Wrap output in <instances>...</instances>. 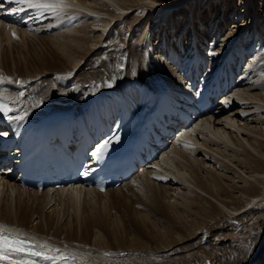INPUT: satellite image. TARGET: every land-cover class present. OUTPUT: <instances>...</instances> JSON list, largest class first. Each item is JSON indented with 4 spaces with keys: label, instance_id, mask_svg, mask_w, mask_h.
Segmentation results:
<instances>
[{
    "label": "bare ground",
    "instance_id": "bare-ground-1",
    "mask_svg": "<svg viewBox=\"0 0 264 264\" xmlns=\"http://www.w3.org/2000/svg\"><path fill=\"white\" fill-rule=\"evenodd\" d=\"M203 1L63 0L65 7L59 15L45 13L28 27H14L12 24L7 25L0 21V78H7L0 83V93L18 97L22 90L20 83L35 84L36 79L44 77L50 71L53 73L49 75H54L53 85L60 88L68 78L67 72L64 71L71 69V75L75 76L82 61L85 62L86 57L95 54L107 43L104 35L107 33L108 37L111 33L110 27L113 21L118 23L124 16L126 18L128 12L139 10L142 14H146L141 17L137 13V17L131 19L135 21L134 25H129L128 29L135 32L137 27L146 23L142 37L134 40L133 36L130 39L122 38L119 52L122 51L120 59L127 56L124 64H117L120 61L119 54L113 60L112 52L118 47L114 38L113 50L108 54L105 62H102L101 70L93 67L81 81L73 80V76L69 77L68 86L72 87L62 89L61 100H50L53 87L48 85L51 89L46 90L47 84L42 86L43 81L41 85L36 84V87H33V84L31 89H26L25 94L29 91L35 92V97H30L27 101L30 104L26 109L30 113L46 110L53 105L56 107L57 104H71L77 106L75 110H84V105L100 93L111 99H115L116 95L120 94L116 102H122L124 107L134 105L128 110L129 113L150 107L153 103L148 97H154L155 88L160 84L149 72L148 59L152 61L149 65L154 67L158 78L166 79L163 83L167 85L162 87L166 88L171 100L176 95L185 97L183 94H177L178 90L194 97L190 88L183 84L184 79H182L189 71H196L198 75L200 73L199 76H204V81L206 76L209 79L215 77L218 69L219 72L225 71V67L230 69L222 74L223 80L219 84L220 88H227V99L223 101L220 110H217V114L210 113L211 120L204 122L196 132L185 136L181 145L171 147L170 153L158 164L157 169L148 170L147 173L136 176L117 189L106 192L77 188L42 192L26 190L14 181L0 177V224L36 237L40 243H47L75 255L76 264H264V195H262L264 193V65L259 66L264 59L262 52L264 47L257 49L259 41L256 35L260 36L262 31L259 27L261 19L257 1L230 0L231 7L227 13H224L222 9L225 0H218L217 3L215 0H207L206 3H213V5L209 4L210 9L206 8L208 21L203 13L205 8L202 6ZM171 2L173 3L169 4ZM176 3L182 4L180 9L178 6H173ZM183 3H187V7H183ZM212 8L218 13L216 18L221 24L218 38L223 37L218 41L222 44H218L217 39L209 40L211 33H207V29L212 32L215 27L214 23L208 28L212 18ZM231 19L235 20L227 24ZM253 20L256 21L251 24ZM177 23H180L178 34L177 30H174ZM47 26H51V30L55 28L52 33L46 30ZM249 28L255 29V39L254 35L251 36L246 40L248 46L240 48L247 38L244 33ZM167 29H169L168 35L167 31L164 32ZM227 29L228 33L225 36ZM13 32L16 34L15 37ZM41 32L47 33L41 35ZM169 36L172 37L168 41ZM174 36L176 37L173 40ZM144 38L149 49L147 48L142 54L140 51ZM255 40L257 42L253 44ZM238 43H240L239 47ZM43 45L47 48L50 59L46 57L42 59L44 54L40 52V46ZM181 45L184 49L182 52ZM236 46L238 48L235 51ZM170 51L173 53L169 54ZM238 53L237 61L232 62ZM247 53H251L249 57L247 56L249 63L242 68L243 64L240 63ZM176 58H179V61H176ZM201 60L208 62L204 69ZM121 66H133V68L128 71L125 67L124 80L113 87H108V84L114 81V72L117 73ZM102 74L105 79L107 78L106 85L101 80ZM233 77H235L234 81ZM95 81L100 83L91 90L79 87L80 82L83 84L92 82L93 86ZM137 81L141 83L138 84ZM125 82L132 85L127 86ZM143 84L150 88H146ZM13 85L15 87H12ZM109 88L115 89V94ZM106 89L109 90L105 91ZM78 90L83 92L77 96L78 101L75 104L70 97H67L73 92L75 95ZM19 99L22 100L21 97ZM36 100H42V104L31 107ZM18 104H21V101ZM112 104L108 100L101 109L97 108L96 115L100 121L105 122L104 118L107 115L109 119L118 115V112L110 108ZM163 182L171 183V186L176 185L177 188L163 186ZM129 186L133 192L134 189L150 192L148 199L151 202L150 207H153L151 212L154 211L162 220L161 223H154L152 226L153 234H156L157 239L162 242L159 248L161 256L153 255L149 259L140 256L123 259L111 251L112 245L104 242L105 234H112L114 240L119 242L118 236L123 234V221L118 218L109 223L107 215L101 212L91 213L88 203L108 195L115 197L117 195L115 193ZM44 197L48 201L53 197L64 198L70 207L65 208L63 214L55 219L52 215H48V212L44 213L45 206L42 205ZM161 197L164 198L160 200ZM31 198L39 204L34 206L30 203ZM167 198L170 204L165 202ZM249 202H253L251 207L241 212L242 218H239L240 214L237 212L239 207H247ZM192 210L194 211L191 212ZM195 211L205 213L208 220L196 221ZM231 214L234 215L237 223L236 229L226 224L220 226L221 222H224L222 219L227 220L226 217ZM146 218L147 215L141 216L143 224H146ZM133 225H136L135 221ZM227 226L230 232L221 234L219 238L228 242V245L220 242L223 245L217 243L211 246L206 244L205 247L198 246L197 249L191 247L197 235L200 236L202 233V238L211 239L212 233L223 231ZM126 232V235L128 233L132 235L129 230ZM179 236L187 240L182 242V246L186 247L178 252L172 249L165 250L181 240ZM130 239L135 237L131 236ZM249 241L255 245L250 255L241 247ZM200 242L204 241L201 239ZM189 243L192 244L188 245ZM103 246L104 248H101ZM121 248L127 247H123V244L118 245V249ZM186 248L188 250H185ZM158 258L161 260H156Z\"/></svg>",
    "mask_w": 264,
    "mask_h": 264
},
{
    "label": "rangeland",
    "instance_id": "rangeland-1",
    "mask_svg": "<svg viewBox=\"0 0 264 264\" xmlns=\"http://www.w3.org/2000/svg\"><path fill=\"white\" fill-rule=\"evenodd\" d=\"M216 1V3H217V1L218 0H215ZM230 0H225V5H224V7H223V9H222V11L224 12V13H227V11H229L228 9L231 7V3L229 2ZM239 1V0H238ZM257 2H256V4H257V6H258V11H259V14H260V19H261V24L259 25V27L261 28V35L259 36V35H256V38L258 39V41H259V44L257 45V49H259L260 47L262 48V47H264V42H262V41H264V0H256ZM205 2V3H204ZM207 2V0H204L203 2H202V6L203 7H205L204 8V16H205V18L207 19V21H208V13H205L206 12V8L208 9H210V5L209 4H211V5H213V3L212 2H210V3H206ZM173 2H171V3H169V4H172ZM186 4L187 3H183V7L184 6H186ZM173 6H178V8L180 9V7L182 6V4H179V3H176L175 5H173ZM223 6V5H222ZM256 6V7H257ZM187 7V6H186ZM138 13V16H146V14H142V12H140L139 10L138 11H133L132 13H127L126 15V18H125V16L123 17V18H121L120 19V21L118 22V23H114V21H113V24H111V33L109 34V36L107 37V33L104 35V38L107 40L106 42L107 43H105L101 48H99L98 49V51L95 53V54H91V55H89L88 57H86L87 58V60L84 62V61H82V63H81V65H80V67L78 68V70H76V74H75V76H74V74L73 75H71V69H68L67 71H64V73L65 72H67V77H72V79L73 80H77V81H81L84 77H85V75H86V73L88 72V71H90V69H92L93 67H97V70H101V64H102V62H105L104 60L107 58V56H108V54H111V51L113 50L112 48H113V44H112V42H114V38H116V40H115V42H117L118 43V47H117V49L115 50V51H113L112 52V54H113V60L116 58V56L119 54V59L121 58V55H122V51H121V53L119 52L120 51V47H121V45H122V41H123V39L122 38H128V39H130V37L131 36H133V40L135 39V38H141L142 37V35H143V32H144V30L146 29V23H144V24H142L141 26H139V27H137L136 29H135V32H133V31H128V29H129V25L130 26H132V25H134V23H135V21H133V20H131V19H133V18H136L137 17V14ZM223 13V14H224ZM148 15V14H147ZM218 15V13H217V11H216V9H213L212 8V18H210V20H211V22L209 23V22H206V23H209L208 24V28L210 27V26H212L214 23H215V27L212 29V32H210V30L209 29H207V33L209 34V33H211L210 35H209V40H210V38H213L214 40H216L217 41V43L218 44H222L221 42L219 43V41L218 40H222L223 39V37H221V38H218V37H220L219 36V26H221V24L219 23V20L216 18V16ZM224 16H225V18H226V15L224 14ZM223 17V16H222ZM202 18H204V17H202ZM214 18H216V19H214ZM209 20V21H210ZM212 20H215V21H212ZM235 19H231L229 22H227V24L229 23V24H231V22L232 21H234ZM133 21V22H132ZM256 20H253V22L251 23V24H253L254 22H255ZM131 22H132V24H131ZM181 23V22H180ZM180 23H177V27L174 29V30H177V34H178V32H179V24ZM197 23V22H196ZM212 24V25H211ZM228 29L230 28V25L227 27ZM55 28H53L51 31H49L50 33H52L53 32V30H54ZM127 29V30H126ZM215 29V30H214ZM228 29H227V32L224 34L225 36L227 35V33H228ZM123 30V31H122ZM216 30H217V34H215L216 33ZM120 31H122V32H120ZM166 31H167V35H168V32H169V29H167V30H165L164 32L166 33ZM246 31V30H245ZM119 32L121 33V35L119 36ZM172 32H174V31H172ZM46 33L47 32H44V34L46 35ZM50 33H48L49 35H50ZM131 34V35H130ZM213 34V35H212ZM42 35V34H41ZM244 35L247 37V38H245V41L241 44V47L240 48H246L247 46H248V43H246V40H248V39H250L251 38V36H253L254 35V39H255V29L254 28H252V29H247V31H246V33H244ZM119 36V37H118ZM212 36H214V37H212ZM216 36V37H215ZM172 36H169V39H168V41L170 40V38H171ZM176 36H174L173 37V40H174V38H175ZM119 38V39H118ZM261 38V39H260ZM263 39V40H262ZM261 40V41H260ZM120 41V42H119ZM167 40L165 41L166 43L168 42ZM213 41V40H212ZM211 41V42H212ZM216 41H214L215 43H216ZM213 42V43H214ZM257 41L255 40V42L253 43V44H255ZM262 42V43H261ZM39 44H41V42H39ZM209 44V43H208ZM211 45V44H210ZM239 45H240V43H238V47H239ZM262 45V46H261ZM235 47V51H236V49L238 48V47ZM246 46V47H245ZM40 52H42V54H44L43 56H42V59L43 58H47V59H50L49 58V56H50V54H49V52H48V50H47V48L46 47H44V45L41 47L40 46ZM129 48V47H128ZM148 47H146V44H145V38H144V40H143V45H142V48H141V51L140 52H142V54H144L145 53V51H146V49H147ZM149 49V48H148ZM257 49H256V53H257ZM234 51V52H235ZM262 52H264V50L262 51ZM251 53H247V55H245L244 56V58H243V60H242V62L240 63V65H242L243 67L242 68H244V67H246V65L249 63L248 61H249V55H250ZM238 56H239V53L234 57V60L232 61V62H234V61H237V58H238ZM248 56V57H247ZM118 59V60H119ZM179 60V58H176V61H178ZM127 61V56L126 57H123L122 59H120V61L119 62H117V64H121V63H125ZM244 62V63H243ZM238 63V62H237ZM236 63V64H237ZM261 65H264V59L263 60H261V62H260V64H259V66H261ZM82 66V67H81ZM234 66V65H233ZM126 68H127V70L128 71H130L132 68H133V66H131V67H129V66H125ZM125 67H123V66H121V67H119V69H121V70H117V74H116V71L114 72V74H113V79H114V81L113 82H111L110 84L112 85L111 87H113L115 84H113V83H115L117 80H119L120 78L122 79V80H124L123 79V74L125 73H123V71L122 70H124V69H126ZM50 73H53V71H50L49 72V74ZM49 74H46L44 77H40L39 79H36V81H35V84H34V86L33 87H36V84H39V85H41V82L43 81V83H42V86H44L45 84H47V86H46V90H47V88H49V86L48 85H52V91H51V95L53 96V98H56V97H59V96H61V89L60 88H58L57 87V85L55 86V85H53L54 83H53V77H54V75H49ZM79 74H81L80 76H79ZM152 75V74H151ZM101 77V80H102V82H103V84L104 85H106L107 84V82H106V79H105V76H104V74H102V76H100ZM239 77V76H238ZM44 78H46V80L44 81ZM49 78V79H48ZM70 78H69V80H70ZM81 78V79H80ZM153 78L154 79H160V78H158V76H157V74L155 75V76H153ZM52 79V80H51ZM119 80V81H122V80ZM162 79H165V78H162ZM47 80H49V81H47ZM75 80V81H76ZM239 80V79H238ZM98 83H100L99 81H95L94 82V85L92 86V82H90V83H87V84H83V83H81L80 82V88L81 89H84V90H91V89H93V87L96 85V84H98ZM91 84V85H90ZM237 84V83H236ZM32 85V82L31 83H25V86H31ZM82 85V86H81ZM38 86V85H37ZM39 87V86H38ZM56 87V88H55ZM70 87H72V86H68V88H70ZM90 87V88H89ZM109 87V86H108ZM95 88V87H94ZM49 89H51V88H49ZM48 89V90H49ZM238 89H239V87H238ZM45 90V89H44ZM60 90V91H59ZM40 91V90H39ZM59 91V92H58ZM58 92V93H57ZM82 92H83V90H82ZM82 92H80V90H78L77 92H76V94H81ZM32 95H34V92L32 91ZM58 95H57V94ZM73 95H74V92L72 93ZM71 94V95H72ZM72 95V96H73ZM35 96V95H34ZM83 96V95H82ZM48 105H52V104H48ZM57 105H59V104H57ZM53 106H55V105H53ZM208 162V161H207ZM208 163H210V162H208ZM264 185V184H263ZM163 186H166V187H168V188H177V186L175 185H172L171 186V183H164L163 184ZM132 187V186H131ZM132 188H134V186L132 187ZM134 191L135 192H133L132 191V189H130V186L129 187H125V188H123V190L122 191H120L119 193H115V194H117L114 198L112 197V196H110L109 197V195L107 196V197H104V198H97L96 200H91V201H89V203H88V205H89V207H90V209H91V213H94V212H101V213H103L104 215H107L106 216V218L109 220V223H111L113 220H115V219H121L122 221H123V223H122V225H123V234H120L119 236H118V241L119 242H117V241H115L114 240V237H113V235L112 234H105V239H104V242H106L107 243V245H112L110 248H112V252L117 256V257H119V258H123V259H125V258H128V257H130V258H136V257H138V256H140V258H148L149 259V257H152L153 255H159V256H161L162 255V253H160L159 252V248L162 246V242H160L158 239H157V236H156V234H153V230H154V228H152V226L154 225V223H161L162 222V220H161V218H160V216L158 215V214H156V213H154V211L153 212H151V209H153V207H150V204H151V202L149 201V195H150V192H147L146 190H144V191H136L135 189H134ZM174 193V191H171V193ZM137 193V194H136ZM41 195H43V194H41ZM173 196L175 195V194H172ZM262 195H264V193L262 194ZM26 196H28V195H26ZM112 197V198H111ZM168 197H169V195H168ZM164 197H161V199L160 200H162ZM181 199V198H180ZM105 201V202H104ZM169 198H167L166 200H165V202L166 203H168V204H170L169 202ZM30 203H33V205L34 206H37L38 204H39V202L38 201H36V200H33L32 198H31V200H30ZM250 204H249V206H245V207H239V209H238V213L240 214L241 212H245L247 209H248V207H251V205H252V203L253 202H249ZM105 204V205H104ZM42 205H44L45 206V208H44V213H49L48 215H52V217L53 218H57V216H61L62 214H63V210L65 209V208H67V209H69V203H68V201L66 200V199H64V198H59V197H53L50 201H48V199L47 198H45L44 197V202H43V204ZM177 205L180 207V208H183V206L182 205H180L179 203H177ZM107 207V208H106ZM53 209V210H52ZM51 210V211H50ZM103 210V211H102ZM108 210V211H107ZM184 211V210H183ZM182 211V212H183ZM194 210H192L191 212H193ZM247 212H250V211H247ZM106 213V214H105ZM250 213H252V212H250ZM84 214V213H83ZM140 214V215H139ZM186 214V213H185ZM142 215H147L148 216V218H146V224H143L142 223V219H141V216ZM170 215V214H169ZM247 215L249 216V214L247 213ZM140 216V217H139ZM194 216L196 217V221H197V219H199L200 221H205V220H208V218H206V216H205V213H201V212H198V211H195V213H194ZM239 216V215H238ZM242 216V214H240V216H239V218H242L241 217ZM244 217H246V216H244ZM221 219L223 218L222 216L220 217ZM227 220L226 219H222V221H224V222H221V225L220 226H223V224H226V225H228V226H231L233 229H236V221H235V218H234V215L233 214H231V215H228L227 217ZM250 219V218H249ZM135 221V224L136 225H133V222ZM171 221V220H170ZM248 222L250 221V220H247ZM171 223H172V221H171ZM138 224H139V226H138ZM141 225V226H140ZM138 226V227H137ZM226 227L223 231H217L216 233H212L213 235H212V237H211V239H209V237H206V238H202L201 236L203 235L202 233H201V235L199 236V235H197V237H196V240L195 241H193V244L192 243H189L188 245H191V247L192 248H198V246H201V247H205L206 246V244H210V246L211 245H215V244H221V245H223V243H225V245H228L227 243L228 242H226V241H221L220 240V235L221 234H227V233H229L230 232V229H229V227ZM218 228V227H217ZM127 230H129L131 233H132V235L130 234V233H128V235H126L127 234ZM232 231V230H231ZM131 236H133V237H135V239H130L131 238ZM199 236V237H198ZM179 237H181V236H179ZM113 238V239H112ZM182 239L181 240H179V241H177V242H175V243H173L172 245H170L169 247H167L165 250H167V249H172L174 252H178L180 249H182V248H184V247H186V246H182L183 244H182V242L183 241H187V240H185L183 237H181ZM201 239H202V241H204L203 243L202 242H200L201 241ZM122 240V241H121ZM126 240V241H125ZM192 239H190V241H191ZM125 241V242H124ZM219 241V242H218ZM111 242V243H110ZM192 242V241H191ZM220 242H223V243H220ZM106 243H105V245H106ZM122 245L123 244V247H127V248H121V249H118V245ZM158 244V245H157ZM204 244V245H203ZM187 245V246H188ZM135 247V248H134ZM151 247V248H150ZM101 248H104V246L103 247H101ZM189 248H190V246H189ZM185 250H188V248H186ZM264 258V257H263ZM156 260H161V258H158V259H156ZM119 261V260H118ZM264 261V260H263ZM126 262H128V261H126ZM261 264V263H260Z\"/></svg>",
    "mask_w": 264,
    "mask_h": 264
},
{
    "label": "snow or ice",
    "instance_id": "snow-or-ice-1",
    "mask_svg": "<svg viewBox=\"0 0 264 264\" xmlns=\"http://www.w3.org/2000/svg\"><path fill=\"white\" fill-rule=\"evenodd\" d=\"M9 3L16 5L10 9V14H19L30 9L35 18H39L45 13L54 16L59 15L65 7L63 0H9ZM15 35L13 32L14 37ZM5 79L7 78H0V83H3ZM108 86L111 87L112 85L108 84ZM23 96V92H20L18 97H10L0 93V114L7 121L21 123L26 120L29 111L22 107H15L20 103L19 98ZM40 104H42V100H36L31 104V107H38ZM12 113L16 114L12 115ZM0 135L6 136L7 133L3 132ZM115 139L118 140V137ZM110 143L111 140H105L101 143L93 152V156L97 158L102 156L104 149L108 148ZM84 174L87 175L88 173L85 172ZM241 247L250 255L255 245L249 241ZM0 261H6L8 264H39V261H43L44 264H76V257L47 243L39 244L34 239L21 235L17 230L0 224Z\"/></svg>",
    "mask_w": 264,
    "mask_h": 264
}]
</instances>
